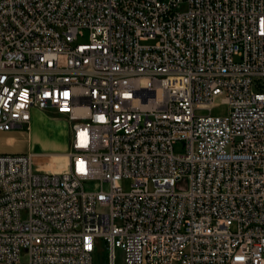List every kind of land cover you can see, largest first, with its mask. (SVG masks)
Returning <instances> with one entry per match:
<instances>
[{
  "label": "built area",
  "instance_id": "built-area-1",
  "mask_svg": "<svg viewBox=\"0 0 264 264\" xmlns=\"http://www.w3.org/2000/svg\"><path fill=\"white\" fill-rule=\"evenodd\" d=\"M33 108L65 163L0 151V264H264V0H0V131Z\"/></svg>",
  "mask_w": 264,
  "mask_h": 264
},
{
  "label": "rangeland",
  "instance_id": "rangeland-1",
  "mask_svg": "<svg viewBox=\"0 0 264 264\" xmlns=\"http://www.w3.org/2000/svg\"><path fill=\"white\" fill-rule=\"evenodd\" d=\"M153 40L143 41L151 43ZM228 111V104L217 98L215 103L210 108V113L216 115L226 114ZM208 109L196 110L198 114L208 113ZM22 130L18 136L17 141L12 146L6 144L2 134L5 131H0V151H16L14 148L34 152L38 155L34 160V166L40 169L60 170L64 167L65 157L64 152L68 148V140L70 136V123L63 117H59L50 110L43 111L33 108L32 118L29 129ZM11 149V150H10ZM183 147L181 142L174 144V151L180 152ZM131 179L126 178L122 181L124 189L130 187ZM152 188V184L149 185ZM115 264L122 263V251L119 248L115 249ZM94 264H109L107 253L102 244H100L93 254Z\"/></svg>",
  "mask_w": 264,
  "mask_h": 264
},
{
  "label": "crops",
  "instance_id": "crops-1",
  "mask_svg": "<svg viewBox=\"0 0 264 264\" xmlns=\"http://www.w3.org/2000/svg\"><path fill=\"white\" fill-rule=\"evenodd\" d=\"M22 130H19V129H14V130H11V131H5L6 134H2L6 144H8V146H12L14 144V142L17 141V136L18 134L21 132ZM2 133V132H0ZM10 139H12V141H10ZM0 149H3V150H6L5 147L4 148H0ZM11 150V149H10ZM13 150H16V151H21L19 148L17 149H13ZM22 151H26L25 149L22 150Z\"/></svg>",
  "mask_w": 264,
  "mask_h": 264
},
{
  "label": "bare ground",
  "instance_id": "bare-ground-1",
  "mask_svg": "<svg viewBox=\"0 0 264 264\" xmlns=\"http://www.w3.org/2000/svg\"><path fill=\"white\" fill-rule=\"evenodd\" d=\"M43 111H47V110H43ZM54 114V113H53ZM56 115V114H55ZM66 120V119H65ZM10 141H12V139H10ZM38 155H33V164H34V160Z\"/></svg>",
  "mask_w": 264,
  "mask_h": 264
}]
</instances>
